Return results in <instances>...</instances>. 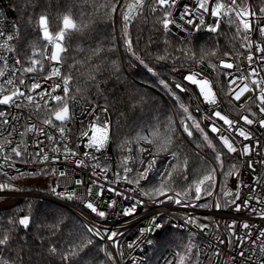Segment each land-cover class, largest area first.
<instances>
[{
    "label": "built area",
    "instance_id": "built-area-1",
    "mask_svg": "<svg viewBox=\"0 0 264 264\" xmlns=\"http://www.w3.org/2000/svg\"><path fill=\"white\" fill-rule=\"evenodd\" d=\"M248 2L251 3L256 10L260 7H264V3H260L259 0H248ZM238 4L243 7L244 0H238ZM185 6L192 10V19L198 23L197 18L201 15L202 10L198 9L196 0H177V6L171 9L174 17L179 20V15L184 13ZM203 15L207 24L213 23L215 18L210 17L207 13ZM133 19L128 25L133 22ZM225 22L226 20L222 21L220 27ZM14 25L15 23L7 15L3 8L2 0H0V31L6 34H13L17 32L16 25L13 27ZM170 30L181 38H186L189 35L199 32H210L203 26L197 30L193 25H189L184 21H179V26L170 25ZM254 40L255 43H260L258 33L254 36ZM16 41L17 39L9 42L13 46L14 51L8 52L0 49V55L5 57V60H0V69H4L7 73L12 74L13 77L21 76V72L15 71L16 69L29 66V57L26 58L19 53L16 48ZM0 43H3L2 38H0ZM255 43L253 49L255 48ZM45 49H47V51H44ZM253 49H249L246 46V42L242 40L241 52L238 56H224L218 60L219 81L223 82L225 88L229 79V77L224 75L225 72H229L235 77L241 74L248 75L252 69H255L258 75L252 76L250 79L259 80L264 78V61L260 59L261 55L264 54L256 52ZM42 51L44 52L43 56L40 55ZM50 51L51 45H48L47 42L43 49L32 51L30 57L41 61L44 66V71L24 73L23 79H25L28 84H31L35 80H39L44 87L50 88L51 85L58 82L57 78H53V80L47 81L46 83L43 80V76L50 71L51 64L55 63L51 62L50 64L47 59L48 52ZM34 52L36 55L33 57ZM248 55L253 56L252 62L247 61ZM16 59H20L21 64H15ZM220 60L232 63L233 68L224 69L219 67ZM5 61L8 64L7 68L4 67ZM207 65L205 60H203V62L198 60L196 65L192 68L178 67L174 70V76L169 82L176 92L189 97V107L199 118L202 127H205L209 123L204 117L211 111V106H206L201 103L200 98L197 95H193V93H198L196 86L191 85L183 78L190 72H201L202 70L211 72V69L206 67ZM57 66L60 67L61 73L64 75L62 61L61 65ZM37 68H39V65H37ZM215 76L216 74L213 73L214 78ZM3 79L4 78H0V83L3 82ZM178 83L184 85L187 91L181 92L176 89L175 85ZM218 86L219 85H217V87ZM20 87L21 91H24L26 95H31L34 98V103L29 104L26 98L20 97L17 101L23 105L20 108L14 105H0V111L5 112V117L0 118V120L8 119L10 121L9 125L0 126V131H3L5 128L10 129L14 125L17 129V133H19L24 132L27 126L35 124L37 128H44L48 133L55 136L56 140L49 141L38 133H27L23 137L17 133H13L10 139H13L14 143L21 140L25 141L24 147L27 148V151L19 157L10 153L8 148L5 149L4 153H0V177L6 180H18L30 176L44 177L51 181V185L46 188L37 185V187L45 189V192L25 191L20 189L19 191L13 192L7 191V189L0 190V198L10 197L18 200L34 198L64 206L67 210L76 215L87 228L95 227L101 231L105 236L104 239L99 236H94L102 242L106 252L112 253L115 264H168L169 261L175 264L178 257L175 255L177 252L173 250L168 251L162 258L156 259L158 241L161 239L165 230L183 233L189 235L190 238L195 236L197 240L193 242L191 239V246L196 253H201L200 261L202 264H264V252L260 251L261 242L264 238H258V233L264 229V218L260 216L261 209H264V203L260 202L264 199V165L257 163L255 165V171H253L248 168L245 162L249 157H241L239 153V148L243 144H254L256 141H259V144H256V147L253 149L251 159L255 161L264 159V147H261V145H264V129H261L258 124L255 123L253 125H246L239 119L241 116L247 115L254 121L259 120L261 117L256 104L242 97L241 101L233 102V104L229 105L224 94L222 92L218 94V99L223 101L219 110L225 112L230 119L239 120L237 127L245 128L254 138L245 141L243 137H239L237 133L234 132L231 134L232 138L236 141L238 152L230 154L235 155L238 159L240 176L228 177L225 190L231 191L233 195L238 191L241 199L249 201V206L247 208L236 211L233 204L226 203L232 200L233 195L224 197L222 194L217 195L214 192L212 197H204L200 201L191 199V197L185 198L181 196L178 197L184 201L181 204L167 200L163 196L153 200L144 195V192L150 191L153 185L157 184L160 173L172 160L171 155L166 156L162 160L157 157L155 168L149 173L147 180L140 181L139 187L135 184L127 183L122 178L116 180V173H120L121 176L125 175V173L123 172L120 160L114 155L111 114L108 108H100L94 104L84 103L76 98L73 100L69 97L67 103L70 108L71 119L67 121L66 124L62 125L68 129V138L65 140L60 137L56 128L42 124V120L47 118L48 113L43 107H41L39 111L36 110V102L41 105L44 104V101L41 100L38 95L41 90L37 89L36 92H28L23 86ZM55 94L63 95L62 89H58L54 95ZM251 95L252 93L245 94V96ZM45 99H47V97H45ZM52 103L53 102L49 101V107L52 106ZM197 106L200 108L198 112L194 111ZM104 109H107V111H104ZM104 121H108L109 123V138L105 147L101 149V151H94L93 149L84 147L83 145L86 143V139H81V132L87 130L89 125L93 123L102 126ZM176 122L184 138L189 140L190 138L183 133L177 119ZM56 123L59 124L60 122L57 121ZM216 123L220 124L221 122L217 120ZM205 130L207 131V128H205ZM5 135H7V132H5ZM217 135L218 134L209 132L210 138L221 146L220 142L215 139ZM149 138L152 139L151 136H149ZM37 139L43 141L41 147L44 148V151L50 157L46 162H42L41 157L36 156L38 148L35 141ZM65 144L75 151L77 155H69L66 159L65 156L67 154L63 149V145ZM53 147H59L61 151L54 153L51 151ZM141 148L148 149V152L156 153L153 143L148 144L143 140H141L137 146H129L126 156H134L136 158L135 165H133L131 159L129 160V167H140L139 160L141 158L146 161L152 158L148 152L141 153ZM129 149L131 150L129 151ZM86 151L90 152L91 155L85 157L83 153ZM5 154L11 156V159L7 162L3 158ZM203 155L210 160L212 165L215 164L207 155ZM76 160H82L84 163L77 165L74 163ZM105 169H107V171H105ZM53 170H55V172H53ZM61 170L66 173L65 176L59 175ZM77 180L82 181V183L77 184ZM217 181H219V175L217 176ZM101 185L103 186L102 196L88 195V188H92L93 193H95L101 190ZM53 188L56 189L55 192L52 191ZM109 188L116 189L120 195H117L116 192L108 191ZM217 190H219L218 186ZM68 192H75L76 197L71 200L67 199L66 194ZM60 193H64L65 195H61ZM168 195L174 196V192H169ZM109 200H115L117 204L109 207ZM159 200H164V203H159ZM89 201L98 205L99 210L105 211L106 216L101 218L88 209L86 204ZM217 201L221 205L219 209L214 206ZM203 203H210L213 206H190ZM237 203H239V201H237ZM133 206H135V212L131 215H125L124 211ZM253 209H255V211H253ZM154 216L163 224V228L153 231L150 234L145 233L144 236H140L141 230L149 225ZM189 217L194 218L196 223H186L185 221L188 220ZM233 222H235L234 225ZM244 223H248L250 228H243L242 225ZM199 224L207 225V227L201 230V228L198 227ZM109 232L120 233V235L116 237V244L106 239V235ZM138 240L143 242L136 246L135 242ZM147 240H151L152 243L148 244L146 242ZM129 243H134V247L128 248L127 245ZM217 252L219 253L218 256L215 255ZM240 252H243L244 256H241ZM121 253H123V255H121ZM0 258L8 261V264H13L5 258L2 246H0Z\"/></svg>",
    "mask_w": 264,
    "mask_h": 264
},
{
    "label": "trees",
    "instance_id": "trees-1",
    "mask_svg": "<svg viewBox=\"0 0 264 264\" xmlns=\"http://www.w3.org/2000/svg\"><path fill=\"white\" fill-rule=\"evenodd\" d=\"M110 2L115 0H2L4 10L19 31L16 48L26 58L31 56L32 51L43 49L46 45L38 23L41 15L49 18L53 34L59 30L65 15L77 27L83 25L81 31L70 30L64 42L66 51L61 54L64 75L72 77L68 85L69 97L109 109L113 151L120 162L129 146L139 144L140 136H151L156 131L157 135L151 136L155 152L167 137L172 139L168 151L159 153V159H164L175 149L181 162L187 159V172L191 179V174L205 167V162L213 166L203 154L215 162V153L203 146L197 132L189 140L184 138L176 122V119L180 122L184 114L158 79L169 83L176 68L194 67L205 52L215 53L207 56V64H217L226 52L230 53L227 56L236 57L241 52L242 39L232 40L235 27L230 28L227 22L223 23L219 32H199L181 38L171 30L165 31L158 22L162 9L155 14L145 9L144 15L135 14L127 28L134 50L144 61L142 64L126 52L121 39L124 29L121 5L132 0H121V4L117 5L118 13L111 18L106 16L110 7H105ZM161 55L167 58L157 59ZM183 99L186 102L190 100L187 96ZM125 141L130 143L125 145ZM197 143L202 146L197 148ZM217 147L221 148L220 145ZM224 152L226 166L238 161L235 155L225 149ZM227 182L228 178L225 182V178L219 175L218 189H225ZM0 184H13L25 191H46L37 185H21L16 180L2 177ZM174 187L180 191L179 186ZM25 216L30 218L27 229L18 223L15 226L10 223L18 222ZM9 230V243L2 247L5 258L13 264H113L105 255L102 242L87 232V226L72 212L53 202L24 198L12 206L0 207V234ZM87 238L92 239L91 245L69 261L61 259V254L67 249ZM189 245V235L165 230L158 241L156 259L170 250L183 252ZM52 248L57 249L56 254L50 251Z\"/></svg>",
    "mask_w": 264,
    "mask_h": 264
},
{
    "label": "snow or ice",
    "instance_id": "snow-or-ice-1",
    "mask_svg": "<svg viewBox=\"0 0 264 264\" xmlns=\"http://www.w3.org/2000/svg\"><path fill=\"white\" fill-rule=\"evenodd\" d=\"M260 3H264V0H259ZM121 4V0H115V2H110V5H105V7H110V11L106 13V16L111 18L113 14L118 13L117 5ZM196 5L199 10H202L201 15L197 18L198 23H196L192 19V10L185 6L184 13L179 15V20H177L171 9L177 6V0H132L130 3H125L121 5L123 8L122 13H120L121 18L124 22L123 36L121 39L124 42L126 52L130 53L132 56H135L137 60H140V63H144V61L137 55L136 51L133 48V41L130 38L127 28L130 21L134 18L133 13L138 15H144L145 9L148 12L155 14L159 10H163L161 16L158 18V22L162 24V27L165 31L170 30V25L179 26V21H184L189 25H193L194 28L199 30L201 26L205 27L208 31L216 33L219 32L221 22L226 20L229 27H235V31L232 36V40H236L237 38L242 39L246 42V46L249 49H253V45L255 43L254 36L258 33L260 37V43H255V48L253 49L256 52H260L264 54V7H260L256 10L248 0H244V6L241 7L238 4V0H196ZM204 13H207L210 17L215 18L212 24H207L204 19ZM39 27L42 30L43 40L47 42L48 45H51V51L48 52L47 59L51 62H55L51 64L50 71L43 76V80L45 83L47 81L53 80V78H57L58 82H55L53 85L48 87H44L39 80L33 81L31 84H28L25 79H23L24 73H33L36 71L43 72L44 66L41 61L29 57V66L18 68L15 71L21 72V76L13 77L12 74L7 73L4 69H0V78H4L3 82L0 83V105H14L17 108L22 107L21 103H18V98L24 97L28 101L29 104L34 103V98L31 95H26L24 91H21V87L23 86L28 90V92H36L37 89L41 91L38 93L41 100L44 101V104L41 105L36 102V110L39 111L41 107L45 109L48 113L47 118L42 120V124L56 128L59 132L60 137L62 139H67L68 129L62 126L66 124L67 121L71 119L70 108L67 103L69 98V82L72 79L71 75H62L61 69L57 65H61L62 61V53L66 51L65 40L68 35H70V30L81 31L83 25L81 27H77V25L70 19L68 15L63 17L62 24L59 27V30L54 34L50 32L49 26V18L45 15H41L39 17ZM15 27V25L13 26ZM0 38L3 39V43H0V49L11 52L14 51L13 46L9 43L15 39L19 38V31L13 34H6L3 31H0ZM44 51H47L45 49ZM36 53H33V57ZM40 55H44L42 51ZM209 55H215L212 52H205L200 57V62H203ZM225 55H230V53L226 52ZM166 56H158L157 59L165 60ZM260 59L264 61V55H261ZM0 60H5L3 55H0ZM247 61L252 62L253 56L248 55ZM15 64H21L20 59L15 60ZM39 65V68H37ZM5 68L8 67L7 62L5 61ZM207 68L211 69V72H206L202 70L201 72H190L184 76V80L190 83L191 85L196 86L198 89V93H193V95H197L201 103L206 106H211V111L204 119L208 120L209 123L205 127H201L200 121L193 115L192 112L189 111V108L184 104L180 103L179 108L182 110L184 114V118L180 120V126L182 128L183 133L187 135L188 138H192L194 136V132H199L203 146L211 148L215 153L214 159L215 164L213 166H208L207 162H205V167H203L200 171L191 174V179L189 178V173L187 172V159H184L181 162L179 158L178 152L173 149L170 153L172 160L168 163L167 167L163 169L160 173L159 180L157 184L153 185L150 191L144 192L143 194L148 196L149 198L155 200L157 197H165L167 200H171L174 203L181 204L184 201L179 199L178 197L184 196L188 198L191 196V199L196 201L202 200L204 197H212L214 192L217 195L222 194L224 197L233 195L231 191L225 190L224 188H220L217 190V176H223L225 178V182L228 177H239V162H233L226 166V161L223 159L225 156L224 149H226L227 153H237L238 148L236 146V141L232 138V133H237L239 137H243L245 141H249L254 139L251 133L243 127H237L239 120H233L228 117V115L220 109V105L223 103L222 100L218 99V94L223 93L227 98V102L229 105L233 104V102L241 101L242 97L247 101L256 104L258 108V112L260 114V119L254 121L250 119L249 116L243 115L239 119L244 122L246 125L258 124L261 129H264V78L259 80L250 79L252 76H257L258 73L255 69H252L248 75L241 74L239 76L233 77L231 73L225 72L224 75L229 77L227 81V86L225 88L223 82L219 81V72L218 65L215 63H209ZM219 67L224 69H232L233 64L226 62L224 60L219 61ZM213 73L216 74L215 78L213 77ZM239 81V83H238ZM163 84L164 82L161 81ZM217 85H219L217 87ZM167 87V84L164 85ZM235 86V87H234ZM176 89L181 92L187 91L184 85L178 83L175 85ZM58 89H62L63 95L55 94ZM215 89V90H214ZM246 93H252L251 96H245ZM47 97V99H45ZM71 99H75V97H71ZM179 99V98H177ZM49 101L53 102L52 106L49 107ZM107 111V109H104ZM194 111H200L199 106ZM5 117V112L0 111V118ZM215 118V119H214ZM221 122L217 124L216 121ZM60 122L57 124L56 122ZM190 122V123H189ZM10 124L8 119L0 120V126H7ZM226 126V127H225ZM207 128V131L205 130ZM175 131V129H172ZM7 132V135H5ZM209 132L213 134H218L215 139H217L221 148L217 149L215 144H213L212 139L209 137ZM13 133H17V129L13 125L10 129L5 128L3 131H0V153H4L5 149L8 148L10 153L19 157L24 152L27 151V148L24 147L25 141L21 140L19 142L14 143L13 139H10ZM27 133H38L40 136H44L45 139L49 141H55L56 137L48 133L44 128H37L35 124L31 126H27L24 132L17 133L21 137L25 136ZM99 133V135H98ZM157 135L156 131L151 133V136L155 137ZM81 139H86V143H84V147L88 149H93L94 151H101L105 147L109 138V123L108 121H104L102 126L97 124H90L88 129L82 131ZM139 139L144 142L151 144L153 140L149 138V136L144 135L140 136ZM129 141H125V145L129 144ZM35 144L38 148V152L36 156L41 157L42 162H46L50 159L49 155L46 154L44 148L41 147L43 141L37 139ZM172 144L171 137H167L161 146L157 149L156 153L148 152V149L141 148L140 152H148V154L152 157L149 160H145L141 158L139 160L140 167H129V160L131 159L133 165L136 164V158L125 156L121 161V165L123 168V172L125 175L121 176L120 173H116V180H120L121 178L125 180L129 184H135L137 187L140 185V181L147 180L149 177V173L155 168L157 157L161 151H168L169 146ZM256 144H259V141H256L254 144H243L239 148V153L241 157H249L245 162L249 169L255 171V165L257 163L264 165V159L259 161H255L251 159V155L253 149L256 147ZM14 145V146H13ZM202 146L201 143H197L196 147L200 148ZM79 147V146H78ZM123 147V145H122ZM264 147V145H261ZM64 152L67 154L65 158L68 156H76L77 153L68 147L67 144L63 145ZM131 149H129L130 151ZM51 151L54 153H58L61 151L59 147L51 148ZM83 155L85 157L90 156V152H84ZM4 160L7 162L11 159L10 155L5 154L3 156ZM55 158V157H54ZM77 165L83 164L84 161L76 160L74 161ZM107 171V169H105ZM55 172V170H53ZM134 173V174H133ZM23 175V174H22ZM60 176H65L66 173L64 171L59 172ZM115 182V181H113ZM77 184L82 183V181L77 180ZM186 185V186H185ZM174 186H179L180 191H176ZM9 187L7 184H0V189H4ZM100 191L93 193L92 188H88L87 193L90 196H102L103 195V186H100ZM251 190V189H250ZM53 192L56 191L55 188L52 189ZM108 191L116 192L117 195H120L116 189L109 188ZM143 191V190H142ZM169 192H174V196L168 195ZM61 195H65L64 193H60ZM76 197L75 192H68L66 194L67 199H73ZM239 201V203H237ZM159 203H164V200H159ZM264 203V199L260 201ZM143 203V202H140ZM235 206L236 211H240L242 208H247L249 206V201L241 199L240 193L237 191L230 202ZM117 204L115 200H109L108 206L112 207ZM193 207H212L213 205L210 203L203 204H194L190 205ZM217 209L221 207L220 203L217 201L214 205ZM86 207L90 209L93 213H96L97 216L103 218L106 216V212L103 210H99V206L94 204L92 201L87 202ZM135 206L124 211L125 215H131L135 212ZM255 211V209H253ZM260 216L264 218V209H261ZM186 223H196L194 218L189 217ZM14 226L18 223L19 226L27 229L30 224V218L25 216L17 221H11ZM235 222H233L234 225ZM243 228L248 229L250 225L248 223H244ZM201 230L207 227V225L199 224L198 225ZM163 228V224L158 221L157 217H153L150 221L149 225L141 230L140 236H144L145 233H152L153 231H157ZM10 231L3 232L0 234V246L7 245L10 240ZM87 232L91 233L95 236H99L102 239L105 236L101 233V231L95 227H88ZM120 235L118 232H109L106 235L107 240L113 241V244H116V237ZM258 238H264V229H262L258 233ZM143 241H137L136 246ZM148 244H151V240L146 241ZM223 242V241H221ZM92 244V239H81L79 244H74L71 248L67 249L65 253L61 254V259L64 261H69L71 258L77 256L79 252L83 251L88 245ZM128 248H133L134 243H129L127 245ZM53 254L57 253L56 248L50 249ZM260 251L264 252V240L261 242ZM107 259L112 261L115 264L114 257L111 252H105ZM123 255V253H121ZM178 259L175 264H202L200 261L201 253L197 252L193 255V247L189 245L183 252H178L175 254ZM215 255H219V253H215ZM241 256H244L243 252H240ZM0 264H8V261L0 258ZM168 264H173L172 261H169Z\"/></svg>",
    "mask_w": 264,
    "mask_h": 264
},
{
    "label": "rangeland",
    "instance_id": "rangeland-1",
    "mask_svg": "<svg viewBox=\"0 0 264 264\" xmlns=\"http://www.w3.org/2000/svg\"><path fill=\"white\" fill-rule=\"evenodd\" d=\"M158 81L161 84V86L163 87V89L168 93L169 96H171L174 100H176L178 104H180L181 102L184 103L189 108V111L192 112L190 107H189L188 102H186L183 99V95L176 92L173 89V87L168 82L164 81L163 79L160 78V79H158ZM161 81H163L164 83L162 84ZM165 84H167V87L164 86ZM177 98H179V99H177ZM193 115L199 120V118L194 113H193ZM201 127H202V124H201ZM197 133H199V132H197ZM212 142H213V144H215L216 148L218 149L217 145H219V144L214 140H212ZM16 181L21 183V185H26V186L39 185L43 188L49 187L51 185V181L49 179L44 178V177L25 178V179H18ZM7 191H10V192L19 191V187L12 184L7 188ZM17 201H18V199H16V198L2 197V198H0V207L12 206ZM191 239L193 240V242H196V240H197V238L195 236H192Z\"/></svg>",
    "mask_w": 264,
    "mask_h": 264
},
{
    "label": "water",
    "instance_id": "water-1",
    "mask_svg": "<svg viewBox=\"0 0 264 264\" xmlns=\"http://www.w3.org/2000/svg\"><path fill=\"white\" fill-rule=\"evenodd\" d=\"M135 14H136V13H134V16H135ZM60 206H61V205H60ZM62 207H64V206H62ZM64 208H65V207H64Z\"/></svg>",
    "mask_w": 264,
    "mask_h": 264
},
{
    "label": "bare ground",
    "instance_id": "bare-ground-1",
    "mask_svg": "<svg viewBox=\"0 0 264 264\" xmlns=\"http://www.w3.org/2000/svg\"><path fill=\"white\" fill-rule=\"evenodd\" d=\"M133 15H134V13H133Z\"/></svg>",
    "mask_w": 264,
    "mask_h": 264
}]
</instances>
